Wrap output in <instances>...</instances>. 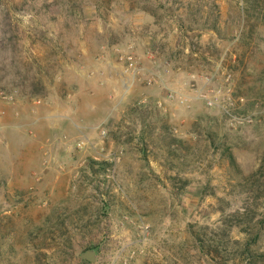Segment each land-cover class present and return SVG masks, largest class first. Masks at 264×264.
<instances>
[{
    "label": "rangeland",
    "instance_id": "374dc122",
    "mask_svg": "<svg viewBox=\"0 0 264 264\" xmlns=\"http://www.w3.org/2000/svg\"><path fill=\"white\" fill-rule=\"evenodd\" d=\"M262 158L264 0H0V264H264Z\"/></svg>",
    "mask_w": 264,
    "mask_h": 264
},
{
    "label": "trees",
    "instance_id": "16d2710c",
    "mask_svg": "<svg viewBox=\"0 0 264 264\" xmlns=\"http://www.w3.org/2000/svg\"><path fill=\"white\" fill-rule=\"evenodd\" d=\"M231 162L233 161V157L230 156ZM247 181V186H249V189L254 190L257 192L256 196L264 195V158L261 160V164L259 165V168L248 175V177L245 178ZM200 241H204L203 239H200ZM221 243L224 246V242L221 241ZM211 246V245H210ZM247 253L249 252L248 247H244L243 249ZM250 256V254H248Z\"/></svg>",
    "mask_w": 264,
    "mask_h": 264
},
{
    "label": "water",
    "instance_id": "95a60500",
    "mask_svg": "<svg viewBox=\"0 0 264 264\" xmlns=\"http://www.w3.org/2000/svg\"><path fill=\"white\" fill-rule=\"evenodd\" d=\"M81 256L89 262H94L96 259V253L93 249L86 250L81 254Z\"/></svg>",
    "mask_w": 264,
    "mask_h": 264
},
{
    "label": "built area",
    "instance_id": "2783aa9c",
    "mask_svg": "<svg viewBox=\"0 0 264 264\" xmlns=\"http://www.w3.org/2000/svg\"><path fill=\"white\" fill-rule=\"evenodd\" d=\"M186 99L182 98V102H184ZM213 102L211 100H209L208 104H212ZM234 120L236 123L240 124V123H244L246 119V117H234Z\"/></svg>",
    "mask_w": 264,
    "mask_h": 264
}]
</instances>
